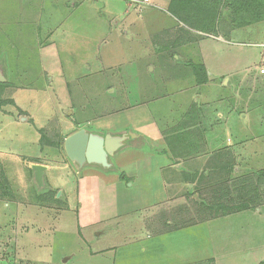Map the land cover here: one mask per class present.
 <instances>
[{
  "label": "crops",
  "instance_id": "obj_1",
  "mask_svg": "<svg viewBox=\"0 0 264 264\" xmlns=\"http://www.w3.org/2000/svg\"><path fill=\"white\" fill-rule=\"evenodd\" d=\"M120 1L122 10L104 20L97 14L105 27L91 34L76 26L66 33L74 13L63 20L55 10L50 23L43 0H0V264H264V240L255 233L264 222L233 221L246 210L201 222L200 208L193 218L186 205L217 170L264 168V90L258 89L264 42L242 40L255 25L219 27L209 37L173 17L171 0L159 8L161 0ZM147 16L140 35L137 24ZM26 22L40 65L30 80L21 66ZM66 44L75 58L70 68L60 52ZM74 66L75 77L113 79L97 105L86 107L85 93L71 101ZM128 68L144 84L135 94L147 93L150 72L158 73L163 90L148 102L111 108L119 87L126 98ZM80 129L129 139L108 158L109 168L78 167L63 144ZM34 165L45 168L42 185L34 181ZM69 219L75 253H51L59 223Z\"/></svg>",
  "mask_w": 264,
  "mask_h": 264
},
{
  "label": "rangeland",
  "instance_id": "obj_2",
  "mask_svg": "<svg viewBox=\"0 0 264 264\" xmlns=\"http://www.w3.org/2000/svg\"><path fill=\"white\" fill-rule=\"evenodd\" d=\"M44 3L42 4V13L45 15L46 20H50V23L52 21H55L61 14L62 19L65 20L67 16H70L74 13V17H69L70 21L65 26L66 33L71 32L73 28L76 26L80 30H88L91 34L94 33L95 30L97 32H100L105 27V22L97 21L96 17L99 13L100 15H104V17L100 18L103 19L108 17L110 12H117L118 10H122L125 7V2L123 1H114V4L110 2L109 4L106 3L105 6L101 3L99 4L98 0H91L92 2H96V5H91L83 7L85 5L86 0H77V2H74V0H43ZM73 1V4L69 5L70 2ZM155 1V0H152ZM151 1V2H152ZM246 3L251 2L250 0H243ZM150 3L149 6L152 4ZM167 0H161L157 3L155 2L156 8L162 7L165 5ZM230 3V2H229ZM221 7L219 8V12L217 15V19H215L217 28L221 31H228L231 29H234L237 27L234 22H232L231 18L232 16V10L228 7L227 0L221 2ZM81 7H83L81 9ZM80 9V10H79ZM57 10L56 16H49L50 14H54V11ZM75 10H78L75 12ZM142 10L139 12L141 13ZM59 12V13H58ZM139 12H135L138 16L140 15ZM145 12L141 14L144 15ZM264 15V13H263ZM44 17V20H45ZM49 17V18H48ZM66 17V18H64ZM61 18V17H60ZM59 18V19H60ZM150 16H147L144 18V21L140 24H137L139 31L141 32L140 35L143 34L144 29L148 28L149 22L148 19ZM125 19H128L125 18ZM247 19V18H246ZM122 23H124L122 21ZM252 25H255L253 27L249 28V32L246 34L243 33L244 39L247 42L250 43H262L264 42V20L258 23H254ZM144 26V27H143ZM110 27V28H109ZM107 29H111V25H109ZM128 28V27H127ZM131 28V27H129ZM129 31H133L132 29H128ZM215 31L208 32V34H205L206 32H203V35H207L209 37L215 36L213 33ZM220 31H218L219 33ZM245 32V31H244ZM24 37L20 39L22 41V50H23V63L21 66L26 72H28V78L27 80H30L32 78V75L38 74V71L40 69L39 65V55L37 51L35 50V44L31 43L32 41V30L30 31V24L29 22L25 23V31L23 32ZM119 33L123 34V30L121 27H119ZM216 33V32H215ZM217 33V34H218ZM39 34V33H38ZM45 34V33H44ZM43 34V37H44ZM48 34H50L48 32ZM221 34V33H220ZM202 35V38L204 37ZM206 39V38H205ZM47 38H43L44 43H46ZM69 41V36L65 40ZM102 45V44H101ZM138 51V56L145 57V55H141L142 52L140 49L137 48L135 52ZM61 52L62 59L64 60V64L69 67V64L73 61V65L75 64V58L71 57L69 44H66ZM260 50L258 48H254L251 50V53H259ZM61 62V63H63ZM70 68V67H69ZM151 68L147 69L148 72ZM68 71V70H67ZM70 74V81H68V89L69 93L71 94V101L73 103H78L81 101V96L83 93H85V106L89 107L91 104L97 105L98 102H95L102 98V91L104 87L109 83L113 82V79L108 78H96V77H75V72L77 69H75V66L71 68ZM44 72H42L43 74ZM111 73H115L114 69H109V71L106 70V74L111 75ZM126 76L128 78V82L125 83L123 92L126 95V98L123 96L121 98L120 94V88L119 90L115 91L114 98L113 93L109 94L113 99L110 101L111 108L121 106V104H126L127 102L133 103L136 100H143L148 102L147 100H150L153 97L160 96L163 87H160V77L157 72H150L151 75L148 84L149 88L147 87V93L145 95H141L139 92L138 94H135V89H142L144 84L143 82H140L137 80V77H135L136 71L134 68H128L126 72ZM44 77L46 78V81H49L48 74H45ZM80 78V79H79ZM136 78V79H135ZM78 79V80H77ZM36 81V80H35ZM50 83L48 85L43 86V90H48L46 88H49ZM128 84V85H127ZM59 94H64V86L61 84L58 86ZM106 89H109V87H106ZM114 88V86L110 87V90L108 92H111ZM126 89H129V95L127 94ZM258 89L261 91L264 90V78L262 79V82H260V85H258ZM62 96V95H61ZM104 97V96H103ZM45 97H42V104L43 99ZM65 100V98H64ZM91 103V104H90ZM41 109H43L41 107ZM165 110V109H163ZM167 111V110H166ZM65 114V113H64ZM55 127L54 121L51 122L49 127ZM49 128L47 127V130ZM54 129V128H53ZM212 178L203 183V186L197 187V193H199V198L197 201H194L191 199L190 196H188L186 205L188 206L187 211L191 210V212H187V214H190L191 216L197 217V214L195 213L199 208L201 211V222L207 221V220H213L218 219L221 217H227L234 214H237L241 211H247V216H241L239 218H234L233 221H249V222H264V168L257 169L256 167H253L249 165V167H245V170L243 172H229L227 170H217V172L213 175H211ZM204 182V181H203ZM193 211V212H192ZM165 218V217H163ZM162 220V219H161ZM199 220V221H200ZM72 221L69 219L67 222H60L58 227V232L54 236V245L49 248V251L51 253L53 252H66L69 251L71 253H75V249L77 248V238H76V232L74 235L73 232V226ZM74 226L76 227V224L74 222ZM260 229V230H259ZM255 233L258 234V237L256 240L260 243L262 240H264V228L257 226V230ZM76 245V247L74 246ZM13 249V248H12ZM10 249L11 254L16 253L15 248L12 250ZM13 264V262H11Z\"/></svg>",
  "mask_w": 264,
  "mask_h": 264
},
{
  "label": "trees",
  "instance_id": "obj_3",
  "mask_svg": "<svg viewBox=\"0 0 264 264\" xmlns=\"http://www.w3.org/2000/svg\"><path fill=\"white\" fill-rule=\"evenodd\" d=\"M223 1L225 0H171L169 12L190 29L206 33L211 30L216 32L215 19ZM250 1L246 3L243 0H227L228 7L233 9L231 20L237 25L236 28L264 20V0Z\"/></svg>",
  "mask_w": 264,
  "mask_h": 264
},
{
  "label": "water",
  "instance_id": "obj_4",
  "mask_svg": "<svg viewBox=\"0 0 264 264\" xmlns=\"http://www.w3.org/2000/svg\"><path fill=\"white\" fill-rule=\"evenodd\" d=\"M0 75V82H3ZM129 139L127 134L121 135H100L89 133L80 129L69 135L63 144L64 153L67 159L78 167L84 165H98L102 168H109L108 158L112 157ZM34 181L42 185L43 166H32Z\"/></svg>",
  "mask_w": 264,
  "mask_h": 264
},
{
  "label": "built area",
  "instance_id": "obj_5",
  "mask_svg": "<svg viewBox=\"0 0 264 264\" xmlns=\"http://www.w3.org/2000/svg\"><path fill=\"white\" fill-rule=\"evenodd\" d=\"M263 54H264V47H263ZM259 75L263 76L264 75V67L261 66L259 69Z\"/></svg>",
  "mask_w": 264,
  "mask_h": 264
}]
</instances>
